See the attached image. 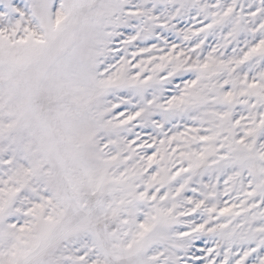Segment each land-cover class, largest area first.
I'll return each mask as SVG.
<instances>
[{
    "label": "snow or ice",
    "instance_id": "6c2138e0",
    "mask_svg": "<svg viewBox=\"0 0 264 264\" xmlns=\"http://www.w3.org/2000/svg\"><path fill=\"white\" fill-rule=\"evenodd\" d=\"M0 264H264V0H0Z\"/></svg>",
    "mask_w": 264,
    "mask_h": 264
}]
</instances>
